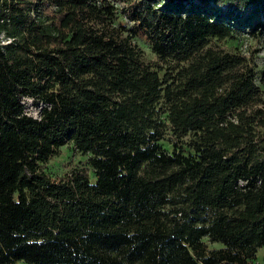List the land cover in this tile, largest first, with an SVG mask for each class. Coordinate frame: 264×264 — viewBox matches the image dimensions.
<instances>
[{"label": "trees", "instance_id": "trees-1", "mask_svg": "<svg viewBox=\"0 0 264 264\" xmlns=\"http://www.w3.org/2000/svg\"><path fill=\"white\" fill-rule=\"evenodd\" d=\"M238 30L262 34L264 0H0V264L254 260L264 67L257 84L253 60L210 44ZM67 144L86 165L46 173Z\"/></svg>", "mask_w": 264, "mask_h": 264}, {"label": "rangeland", "instance_id": "rangeland-1", "mask_svg": "<svg viewBox=\"0 0 264 264\" xmlns=\"http://www.w3.org/2000/svg\"><path fill=\"white\" fill-rule=\"evenodd\" d=\"M117 8V14L115 18V25L124 24L126 26L125 31L122 30L125 36H129L127 31L131 27V23L128 21L125 15L121 13V8L123 5L121 3H115ZM235 14V13H234ZM261 16V15H260ZM262 20V19H261ZM131 42L137 48L142 51L143 60L150 64H159L160 66L165 67L167 64H164L159 61L157 56L152 52L149 45L143 38V36L131 37ZM212 47L218 49V47L223 48L224 50L244 56L249 62L253 60V68L255 72V81L259 84V74L264 67V31L262 34L250 35L248 32L238 30L233 33L232 38L217 40L212 39L210 41ZM23 106L25 112L32 116L38 117L39 108L29 99H23ZM180 142L177 141L172 135L168 134L163 141H161V146L167 152H171L174 148H178ZM183 151H187L185 148ZM87 156L82 155L76 151L71 144L62 146L58 154L52 157L49 161L42 165V169L52 175L58 176L63 175L73 168H79L86 165ZM207 243V246L210 249L220 248L222 245L216 242H210L207 238L204 239ZM264 257V249L259 248L256 257L254 260L248 264H262ZM16 264H25L23 262H17Z\"/></svg>", "mask_w": 264, "mask_h": 264}]
</instances>
